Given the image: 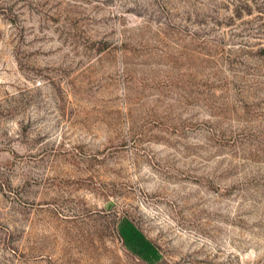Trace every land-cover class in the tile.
Returning a JSON list of instances; mask_svg holds the SVG:
<instances>
[{
    "label": "rangeland",
    "instance_id": "obj_1",
    "mask_svg": "<svg viewBox=\"0 0 264 264\" xmlns=\"http://www.w3.org/2000/svg\"><path fill=\"white\" fill-rule=\"evenodd\" d=\"M0 264H264V0H0Z\"/></svg>",
    "mask_w": 264,
    "mask_h": 264
},
{
    "label": "trees",
    "instance_id": "obj_2",
    "mask_svg": "<svg viewBox=\"0 0 264 264\" xmlns=\"http://www.w3.org/2000/svg\"><path fill=\"white\" fill-rule=\"evenodd\" d=\"M121 229L123 237L127 239V243L130 245H136L134 250L140 255V257L146 260H150L156 257V248L153 247V245L145 238H143L139 233H137L128 222H123L121 224ZM137 248H139V250Z\"/></svg>",
    "mask_w": 264,
    "mask_h": 264
}]
</instances>
